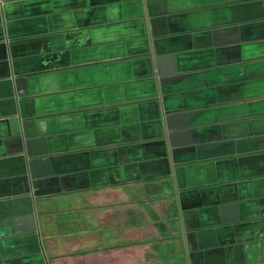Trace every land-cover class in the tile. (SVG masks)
Wrapping results in <instances>:
<instances>
[{"label":"crops","instance_id":"0c3cea01","mask_svg":"<svg viewBox=\"0 0 264 264\" xmlns=\"http://www.w3.org/2000/svg\"><path fill=\"white\" fill-rule=\"evenodd\" d=\"M0 264H264V0H0Z\"/></svg>","mask_w":264,"mask_h":264},{"label":"rangeland","instance_id":"374dc122","mask_svg":"<svg viewBox=\"0 0 264 264\" xmlns=\"http://www.w3.org/2000/svg\"><path fill=\"white\" fill-rule=\"evenodd\" d=\"M161 16V15H159ZM158 18V17H157ZM157 18H149L150 23H154ZM211 31V30H210ZM209 31V32H210ZM186 34L188 37H191L192 40L196 39L197 37L200 38V36L205 35L207 31L204 29H199V30H192V29H186V31H179V30H174L173 32L170 31V29L167 32H163L160 34H155V28L151 27V31H148L146 37H147V49L146 52H148L147 58L145 59L146 63L151 65V70L148 72L147 76L145 77L146 81H155L156 85L160 84L163 80H167L169 83H175L176 80L180 79L183 80L186 78V75L188 73L181 72L179 69H174L173 72H171L169 75L164 73L161 62L164 59L163 56H165L164 52L158 53L155 50V46L152 45L157 39H160L161 37H171V35L175 36V34ZM205 33V34H203ZM178 36V35H176ZM177 41V39H175ZM216 45V44H214ZM168 55H170L171 59H174L176 56V51L174 53L168 52ZM176 61V60H175ZM190 71V69H188ZM159 95V94H158ZM163 95V94H160Z\"/></svg>","mask_w":264,"mask_h":264}]
</instances>
